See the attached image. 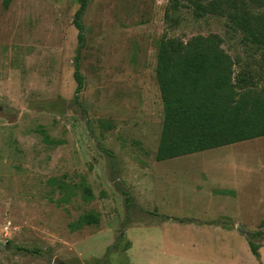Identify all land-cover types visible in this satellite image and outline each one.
<instances>
[{
  "label": "rangeland",
  "instance_id": "obj_1",
  "mask_svg": "<svg viewBox=\"0 0 264 264\" xmlns=\"http://www.w3.org/2000/svg\"><path fill=\"white\" fill-rule=\"evenodd\" d=\"M224 1L203 0L217 14L195 17L180 0L169 25V0H88L75 99L78 1L0 0V264H264V239L257 258L246 242L264 220V138L154 159L163 37L216 35L235 71L264 87V46L249 49L231 20L264 33V1Z\"/></svg>",
  "mask_w": 264,
  "mask_h": 264
},
{
  "label": "trees",
  "instance_id": "obj_2",
  "mask_svg": "<svg viewBox=\"0 0 264 264\" xmlns=\"http://www.w3.org/2000/svg\"><path fill=\"white\" fill-rule=\"evenodd\" d=\"M78 9L72 25L77 31L78 51L75 57L73 79L76 83L75 99L82 90L83 78L79 73L78 52L83 46L84 28L81 17L86 11L88 0H77ZM180 0H169L165 15L167 24H178ZM203 0H189L195 17L209 13L216 15V5ZM235 0H225L234 6ZM264 1V0H263ZM235 28L243 34L247 47L259 50L264 46V33L254 17L251 25L244 17L231 18ZM222 41L216 35L192 37L186 41L163 37L158 44L155 65V80L162 105V121L156 162H165L264 138V87L258 89L249 75L236 72L234 63L222 49ZM43 142L50 143L46 133L40 129ZM105 154H110L102 150ZM63 183L58 189L63 190ZM82 198L90 200V188L82 183ZM125 197L129 209L131 199ZM162 221L196 223L185 219L162 218ZM87 225H97L96 215L84 216ZM264 239V220L259 230L248 233L246 242L251 255L259 256L260 241ZM113 249L117 245L112 246ZM15 251L38 255V250L15 247Z\"/></svg>",
  "mask_w": 264,
  "mask_h": 264
},
{
  "label": "water",
  "instance_id": "obj_3",
  "mask_svg": "<svg viewBox=\"0 0 264 264\" xmlns=\"http://www.w3.org/2000/svg\"><path fill=\"white\" fill-rule=\"evenodd\" d=\"M238 229H239V228H238ZM9 249H10L9 246H7V245H1V244H0V252H7V251H9ZM54 263L56 264L57 261H54Z\"/></svg>",
  "mask_w": 264,
  "mask_h": 264
}]
</instances>
